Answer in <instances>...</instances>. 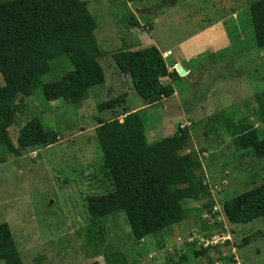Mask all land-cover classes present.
<instances>
[{
    "label": "rangeland",
    "instance_id": "obj_1",
    "mask_svg": "<svg viewBox=\"0 0 264 264\" xmlns=\"http://www.w3.org/2000/svg\"><path fill=\"white\" fill-rule=\"evenodd\" d=\"M150 1L87 0L97 24V42L106 55L99 59L105 79L89 88L86 98L48 101L38 86L13 103L15 119L9 127L13 141L34 116L59 137L51 145L22 148L19 156L0 145V222L9 224L24 264H105V256L113 264H264V216L238 224L228 221L223 211L226 200L264 182V157H257L252 148L237 147L228 128L247 121L264 134V117L257 113L254 98L264 89V46L258 47L254 40L251 0H207L203 9L198 0L187 5L154 0L152 10ZM236 11L235 32L230 19L198 32L206 13L218 21ZM151 42L170 49L169 65L195 54L194 74L189 78L193 80L178 81L177 96L149 104L132 92L126 107L120 104L97 112L98 102L118 95L130 81L117 70L111 53L126 43L137 49ZM52 66L44 81L68 69L65 60ZM176 67L184 69L181 76L188 72L180 64ZM127 105L140 110L148 139L187 127L190 143L181 152L195 151L213 198L212 210L201 208L206 200H186L187 215L163 231L161 242L154 236L136 240L123 212L102 218L95 236L86 232L90 218L85 197L113 188L94 127L98 117L120 118ZM216 231L230 238L208 246L205 255H195L203 248L200 236Z\"/></svg>",
    "mask_w": 264,
    "mask_h": 264
},
{
    "label": "trees",
    "instance_id": "obj_2",
    "mask_svg": "<svg viewBox=\"0 0 264 264\" xmlns=\"http://www.w3.org/2000/svg\"><path fill=\"white\" fill-rule=\"evenodd\" d=\"M249 13L255 43L263 47L264 0H251ZM96 27L87 0H0V145L19 156L22 148L58 141V133L45 129L36 116L19 128L13 141L9 133L15 119L13 103L38 86L48 101L86 98L89 88L105 79L99 59L106 52L99 47ZM111 57L119 72L130 77L134 91L148 103L174 94L173 86L162 83L161 78H174L177 71H169L156 46L120 47ZM58 60H65L68 69L60 77L44 81L42 77ZM126 97V92H121L98 102L95 108L97 112L113 109L125 103ZM254 98L257 113L264 117V89ZM228 128L237 147L252 148L257 157H264V134L260 135L256 127L245 121L231 123ZM94 133L113 188L85 197L90 218L86 232L91 237L101 229L102 218L123 212L136 240L154 236L161 242L163 231L187 215L186 200H206L201 208L212 210L213 198L197 154L194 150L181 152L190 143L186 126L149 141L141 112L135 110L121 120L98 117ZM223 211L228 221L238 224L263 217L264 182L226 200ZM207 250L201 248L194 254L205 255ZM0 260L24 264L6 221L0 222ZM104 261L113 264L108 256Z\"/></svg>",
    "mask_w": 264,
    "mask_h": 264
},
{
    "label": "crops",
    "instance_id": "obj_3",
    "mask_svg": "<svg viewBox=\"0 0 264 264\" xmlns=\"http://www.w3.org/2000/svg\"><path fill=\"white\" fill-rule=\"evenodd\" d=\"M138 1H144V0H138ZM178 1V2H177ZM198 1H200L201 3V7H200V9H203V8H207L206 7V5H203L204 4V2H206L207 0H198ZM153 2H154V0H151L150 1V3H151V5H150V9L152 10L153 8H154V4H153ZM192 2H193V0H176L175 2H174V4H176V3H179V4H183V5H187V4H192ZM156 5V4H155ZM203 5V6H202ZM140 9H136V11L137 12H143L144 11V9H142V11H139ZM148 11H150V10H148ZM238 13V11H236V12H233V13H231V14H229L227 17H225L224 19H219L218 21H216V19H215V16H209L207 13L205 14V20L203 21V26H202V28L198 31V32H208V30H210L211 29V27L212 26H214L215 25V23L217 24V22H220V23H223L224 25H225V23H226V21H228V19H230V20H232V24H231V27L232 26H234L232 29H233V31L235 32V30H236V28L238 27V25H239V23L238 22H236L237 20H236V17H237V14ZM138 22L140 23V25H143V24H141V21L140 20H138ZM149 29L151 30H153V28L149 25ZM131 30V32H133L134 31V29L132 28V29H130ZM224 31L226 32H229L230 33V29L228 28V26H225L224 27ZM193 36H195V35H191L190 37H193ZM152 44H150V45H154V46H156L157 47V49L159 50V52L161 53V55L163 56V58H164V60H165V63H166V65H167V67H168V69H169V71H172L173 69H175L176 70V65L177 64H180V65H182L184 68H186L187 69V73L185 74V75H183V76H181L178 72H177V75L176 76H174V78H170L169 76H165V77H162L161 78V81H162V83H164V84H167V83H170L172 86H173V88H174V94L172 95V96H170V97H173V96H177V94H178V89H177V86H176V84L178 83V81H180V80H183V78H185V79H187L188 78V82H191L193 79H191L190 81H189V78H191V76H193V74H194V63H193V59L192 58H194L196 55L195 54H191V55H183L182 57H178L177 59H175L174 61H173V63L171 64V65H169L168 63H167V61H166V58H167V55H164V53H166V51L167 50H170V49H168V48H166L165 50H162L159 46H158V44H156L155 42H151ZM130 46V44H125V46L124 47H128V48H130L129 46ZM143 47V46H142ZM130 49H132V48H130ZM170 54H172L171 52L168 54V55H170ZM117 68V67H116ZM118 70V69H117ZM119 71V70H118ZM177 71V70H176ZM122 76H123V78H129V83H127L128 85L124 88V90H122V92H126V94H127V97H126V100H125V103H123V105L126 107V104H128V99H129V96H130V94L132 93V92H135L134 91V89H133V87H132V82H131V79H130V77L128 76V75H125V74H121ZM186 81V80H185ZM187 82V81H186ZM188 86H189V84H187ZM181 87V91L183 92L184 90H185V86L184 85H181L180 86ZM189 90V89H188ZM187 93V92H186ZM188 94L190 95V92H188ZM182 98V97H181ZM163 99H165V98H163ZM163 99H161V100H163ZM160 100V101H161ZM150 104V103H149ZM152 104V103H151ZM128 106V105H127ZM143 108V107H142ZM138 108L137 107H132V108H129V106L127 107V111L119 118L120 120L122 119V117L126 114V113H128V112H130V111H135V110H137ZM124 111V110H123ZM140 111V110H139ZM181 112V111H180ZM145 125V124H144ZM146 129H147V127L145 126V131H146ZM147 132V131H146ZM147 136V135H146ZM147 139H148V137H147ZM152 139V140H151ZM149 141H153V140H156L155 139V137H153L152 135L150 136V139H148Z\"/></svg>",
    "mask_w": 264,
    "mask_h": 264
},
{
    "label": "built area",
    "instance_id": "obj_4",
    "mask_svg": "<svg viewBox=\"0 0 264 264\" xmlns=\"http://www.w3.org/2000/svg\"><path fill=\"white\" fill-rule=\"evenodd\" d=\"M169 53H170V50H167L166 53H164V55H168ZM219 232L220 231H216L206 237L200 236L201 246L203 248H206L208 246H214V245L224 242L227 238H230L229 235L225 234L224 232L223 233H219ZM190 240H192V238Z\"/></svg>",
    "mask_w": 264,
    "mask_h": 264
},
{
    "label": "water",
    "instance_id": "obj_5",
    "mask_svg": "<svg viewBox=\"0 0 264 264\" xmlns=\"http://www.w3.org/2000/svg\"><path fill=\"white\" fill-rule=\"evenodd\" d=\"M139 11H142V10H139ZM176 70L179 74L183 73L184 72V69H180L179 67H176Z\"/></svg>",
    "mask_w": 264,
    "mask_h": 264
}]
</instances>
